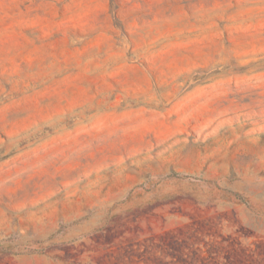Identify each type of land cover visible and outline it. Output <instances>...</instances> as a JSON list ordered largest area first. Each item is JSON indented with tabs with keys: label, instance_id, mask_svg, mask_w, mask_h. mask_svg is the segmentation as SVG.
I'll return each instance as SVG.
<instances>
[{
	"label": "rangeland",
	"instance_id": "1",
	"mask_svg": "<svg viewBox=\"0 0 264 264\" xmlns=\"http://www.w3.org/2000/svg\"><path fill=\"white\" fill-rule=\"evenodd\" d=\"M0 264H264V0H0Z\"/></svg>",
	"mask_w": 264,
	"mask_h": 264
}]
</instances>
